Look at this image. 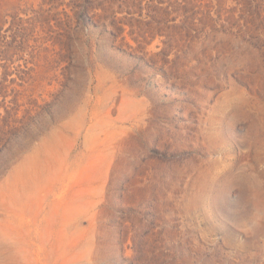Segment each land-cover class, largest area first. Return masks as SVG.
Returning <instances> with one entry per match:
<instances>
[{"label": "rangeland", "instance_id": "1", "mask_svg": "<svg viewBox=\"0 0 264 264\" xmlns=\"http://www.w3.org/2000/svg\"><path fill=\"white\" fill-rule=\"evenodd\" d=\"M0 264H264V0H0Z\"/></svg>", "mask_w": 264, "mask_h": 264}]
</instances>
